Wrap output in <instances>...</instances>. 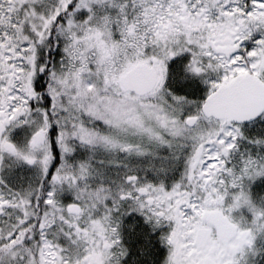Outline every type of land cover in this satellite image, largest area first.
<instances>
[{"label":"snow or ice","instance_id":"1","mask_svg":"<svg viewBox=\"0 0 264 264\" xmlns=\"http://www.w3.org/2000/svg\"><path fill=\"white\" fill-rule=\"evenodd\" d=\"M0 264H264V0H0Z\"/></svg>","mask_w":264,"mask_h":264}]
</instances>
